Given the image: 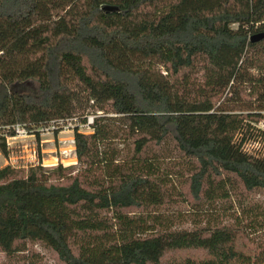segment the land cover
Wrapping results in <instances>:
<instances>
[{
  "label": "trees",
  "instance_id": "16d2710c",
  "mask_svg": "<svg viewBox=\"0 0 264 264\" xmlns=\"http://www.w3.org/2000/svg\"><path fill=\"white\" fill-rule=\"evenodd\" d=\"M258 33L264 0H0V130L83 122L88 108L106 104L114 115L96 116L90 134L75 130L83 168L74 175L61 165L25 176L0 169V251L19 253L30 242L63 264L264 263L252 241L263 221L245 224L236 214L180 231L149 214L168 198L151 161L165 144L191 161L188 204L264 190V157L236 140L253 130L264 143V130L251 126L263 118L264 92L254 107L242 89L264 87V39L249 42ZM115 121L129 161L117 162L110 147ZM185 251L200 254L175 256Z\"/></svg>",
  "mask_w": 264,
  "mask_h": 264
},
{
  "label": "rangeland",
  "instance_id": "374dc122",
  "mask_svg": "<svg viewBox=\"0 0 264 264\" xmlns=\"http://www.w3.org/2000/svg\"><path fill=\"white\" fill-rule=\"evenodd\" d=\"M156 69L165 74L161 65H156ZM251 72L255 75L257 73L253 70ZM191 78L199 79L200 75L198 74L196 77L192 75ZM72 83L75 84L74 82ZM242 89L245 98L252 103L254 102L255 107L257 105L256 96L259 92H264V87L262 88L256 83H252L251 85L243 86ZM226 107L235 112L245 108L243 103H229ZM91 111L97 112V109L95 107L88 108L85 113L90 112L88 114H92ZM103 112H108V116H114L108 104L104 106V110L99 114ZM78 119L79 122H82L81 118ZM74 122L67 120L66 123L70 125L66 124L63 127L69 126L70 128L71 125L74 126ZM112 125V130L117 135V139L114 140L110 147L116 152V160L117 162L129 161L131 146L129 143L124 142L125 130L116 121ZM251 126L254 129L256 127L264 130V112L263 118L257 124H252ZM7 132L11 131L0 130V133L5 136L4 141L8 151L6 156L0 151V169L10 166L16 169L20 176H25L30 168L37 166H41L49 172V170L61 165L63 168H70L67 172L71 171L70 174L72 175L83 168L78 164L74 155L75 147L71 142L74 137L73 134L66 132L61 126H56V129L52 132H44V134L40 133L38 135L28 134L25 137H13V135H6ZM81 133L87 135L91 131L81 129ZM243 137V147L247 153L264 157V143H261V138L257 137L255 131L250 130L246 135L239 134L236 140L239 142ZM153 156L155 157L153 159L156 160L151 161L158 168V175L165 177L168 198H166L167 202L162 208L149 214L160 216L162 222L172 226V230L192 231L211 225L228 224L236 214L241 217L245 224L255 221L264 222V190L257 189L247 194H243L238 190V193L230 200H215L208 203L205 199H201L199 202L191 200V203L188 204L187 200H190V197L187 193V184L191 173V161L176 152L170 144H165L155 149ZM72 160L74 163H67ZM50 161H53V165H48ZM62 183H66V181ZM140 214L144 215L139 210L130 213L131 216L135 217ZM252 241L256 251L264 254V229L252 235ZM25 248L24 251L12 255H6L0 251V264H63L52 251L41 244L27 242ZM199 254L194 251H185L176 252L175 256H198Z\"/></svg>",
  "mask_w": 264,
  "mask_h": 264
},
{
  "label": "built area",
  "instance_id": "2783aa9c",
  "mask_svg": "<svg viewBox=\"0 0 264 264\" xmlns=\"http://www.w3.org/2000/svg\"><path fill=\"white\" fill-rule=\"evenodd\" d=\"M99 113H100V111L95 112V114H87L85 116L83 122H79V119L77 117H73V118L65 119V120L51 121L48 124L40 125L35 131L28 130L27 128H25L24 126L19 125V124L14 125V126H9L6 128V130L13 132V134H12L13 137L14 136L25 137V136H28V134H37L38 135L40 133L44 134V132H49V131L52 132L56 129V126H59V127L61 126L62 128H64L66 130V132H71L74 136L75 130H77L80 133H81V129L91 131V126L93 124V120L96 116L100 115ZM67 120L75 121L74 126L71 125L70 128H69V126L63 127L64 125L69 124V123H66ZM70 129H71V131H70ZM73 139H74V137H73ZM73 139H71V142L74 146V140ZM74 155H75V151H74Z\"/></svg>",
  "mask_w": 264,
  "mask_h": 264
},
{
  "label": "water",
  "instance_id": "95a60500",
  "mask_svg": "<svg viewBox=\"0 0 264 264\" xmlns=\"http://www.w3.org/2000/svg\"><path fill=\"white\" fill-rule=\"evenodd\" d=\"M101 10H103L105 13H120L117 7L115 6H109V5H104L101 7ZM264 39V33H258L250 36L249 42L254 43L258 42Z\"/></svg>",
  "mask_w": 264,
  "mask_h": 264
},
{
  "label": "bare ground",
  "instance_id": "6f19581e",
  "mask_svg": "<svg viewBox=\"0 0 264 264\" xmlns=\"http://www.w3.org/2000/svg\"><path fill=\"white\" fill-rule=\"evenodd\" d=\"M67 163H68V164H70V163H74V161L72 160V161L67 162ZM48 165H53V161H50Z\"/></svg>",
  "mask_w": 264,
  "mask_h": 264
}]
</instances>
